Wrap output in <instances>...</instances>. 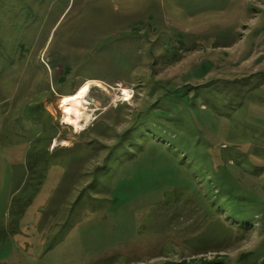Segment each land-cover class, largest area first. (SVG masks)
<instances>
[{
  "label": "rangeland",
  "instance_id": "obj_1",
  "mask_svg": "<svg viewBox=\"0 0 264 264\" xmlns=\"http://www.w3.org/2000/svg\"><path fill=\"white\" fill-rule=\"evenodd\" d=\"M139 123L180 166L139 138L94 176ZM215 258L264 264V0H0V264Z\"/></svg>",
  "mask_w": 264,
  "mask_h": 264
},
{
  "label": "trees",
  "instance_id": "obj_2",
  "mask_svg": "<svg viewBox=\"0 0 264 264\" xmlns=\"http://www.w3.org/2000/svg\"><path fill=\"white\" fill-rule=\"evenodd\" d=\"M129 133H132L131 136H129ZM128 133V135L125 137V135H123V133L121 134V137L119 138V143H121L122 145L116 143L112 146L111 149V155H112V160L110 161H105L102 165H99L95 168V173L94 176H96V174H99V171H102L103 173L106 170H109V172L114 171V168L116 166V164L121 163L123 160H119L116 158V156H118L119 154L121 155L122 158L125 157V155H129L127 157H131L132 153H131V149L129 151H126V148H129L128 146L131 145L132 147H136V146H140L141 143L139 142V138H151V137H155V138H159L165 145V149L174 157L177 159V166H180V162H182V158L180 160V144H177L175 142V140L171 137H165V139L160 138L161 137V131H157L154 129H151V131L148 130L147 126L143 123H139L137 124V127L132 129L130 132ZM163 139V140H162ZM177 140H180V138L176 137ZM158 140V139H156ZM180 142V141H179ZM137 148V147H136ZM238 158H240L238 156ZM125 160H128V158H124ZM117 161V162H116ZM221 186H223L225 184V182L222 180L221 181ZM227 186V185H226ZM91 185L87 186V190H92V188H90ZM175 190V192H174ZM231 190V191H230ZM86 191V190H85ZM84 191V192H85ZM222 191L224 192V195L226 196L223 205L229 206L231 205L233 211H232V215H230L231 217L235 218L234 221L241 223V224H246L250 221L251 218V214L249 213L252 207L246 208V204H245V199L247 198V196L242 193V191L238 190V189H233V187L230 189V186H227V190L226 189H222ZM172 193H177L176 195H170L168 192H166L164 194V197H179L180 195V190L178 189V187H174L171 189ZM82 194V193H81ZM232 219V218H231ZM165 264H221V262L215 258L212 260H195V259H190L188 261L186 260H181L179 262H165Z\"/></svg>",
  "mask_w": 264,
  "mask_h": 264
},
{
  "label": "bare ground",
  "instance_id": "obj_3",
  "mask_svg": "<svg viewBox=\"0 0 264 264\" xmlns=\"http://www.w3.org/2000/svg\"><path fill=\"white\" fill-rule=\"evenodd\" d=\"M100 85L98 81L87 80L79 88L70 95H63L59 98L58 105L61 114V121L66 125L72 126L74 129H80L89 121L88 115L84 113L85 99L84 96L90 86V83ZM130 91L126 88L122 89L123 99H128ZM84 120L83 123H81Z\"/></svg>",
  "mask_w": 264,
  "mask_h": 264
}]
</instances>
